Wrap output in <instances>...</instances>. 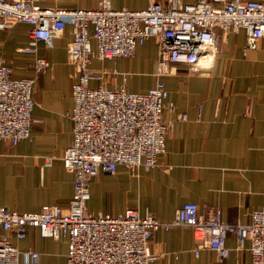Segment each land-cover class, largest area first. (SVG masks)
I'll use <instances>...</instances> for the list:
<instances>
[{
	"label": "crops",
	"instance_id": "crops-1",
	"mask_svg": "<svg viewBox=\"0 0 264 264\" xmlns=\"http://www.w3.org/2000/svg\"><path fill=\"white\" fill-rule=\"evenodd\" d=\"M100 0H44L43 6L95 9ZM153 0H110L113 9L140 10ZM162 1V0H154ZM200 0H183L195 3ZM30 25L22 22L0 30V58L12 68V77L35 78L32 86L33 123L28 138L13 146L0 141V206L19 212L37 211L44 205L66 208L73 194V173L62 163L73 137L69 118L75 68L66 46L71 26L55 37L51 46L39 40L34 52L29 45ZM246 32H220L219 50L211 67L190 73L176 64L162 77L167 101L165 121L173 125L165 139V152L149 170L132 174L118 165L114 174L99 171L90 182L87 210L92 214H117L127 208L171 220L185 202L197 204L203 213L215 206L231 224H247L253 210L264 206V38L255 50H245ZM95 47V42L92 40ZM158 47L153 39L138 46L132 58L94 59L93 70H115L104 79L107 88L124 84L131 92H145L155 83ZM43 57L50 67L36 73L31 66ZM92 87L100 81H91ZM185 112L186 120H177ZM51 157V165H43ZM11 242L20 251L19 264H65L67 241L44 238L28 227L21 240ZM226 258L210 249L193 252L195 240L187 226L158 229L150 246L157 253L154 264H251L249 241L237 247L233 233L225 240ZM37 252L35 263L27 255Z\"/></svg>",
	"mask_w": 264,
	"mask_h": 264
},
{
	"label": "built area",
	"instance_id": "built-area-1",
	"mask_svg": "<svg viewBox=\"0 0 264 264\" xmlns=\"http://www.w3.org/2000/svg\"><path fill=\"white\" fill-rule=\"evenodd\" d=\"M43 1L0 0V30L18 22L30 25L29 45L23 50L31 53L39 40L50 47L65 26H71L66 50L76 72L68 113L73 137L62 163L73 173V194L66 208L44 205L37 211L19 212L0 206V264H19L20 251L10 238L23 239L28 227L37 228L44 238H65V264H154L159 255L152 251L151 239L158 229L172 226L192 229L196 256L201 249H210L226 258L225 240L233 233L238 248L249 241L251 264H264V206L251 212L247 224L225 222L215 206L200 213L194 202L183 203L169 221L149 212L140 216L133 208L92 214L86 206L90 182L99 171L112 175L123 165L135 174L139 168L149 170L158 164L173 125L162 112L175 110L167 101L162 77L171 74L176 64L190 73L211 67L220 32L243 28L244 49L255 50L264 38V0H153L140 10L113 9L110 0H100L95 9L53 8L43 6ZM147 39L158 47L154 85L145 92H131L124 84L107 88L104 79L115 70H93L92 60L132 58ZM31 66L38 74L50 63L35 57ZM11 73L0 58V141L15 146L30 135L35 78H15ZM91 81L100 85L92 87ZM176 119L186 120L187 114L182 112ZM51 162L45 157L43 165ZM27 255L37 262V252Z\"/></svg>",
	"mask_w": 264,
	"mask_h": 264
}]
</instances>
